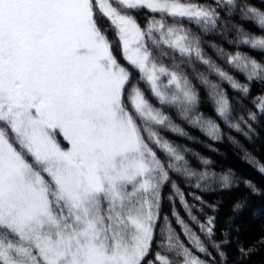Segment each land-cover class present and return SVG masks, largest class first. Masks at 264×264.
<instances>
[{"label":"trees","instance_id":"16d2710c","mask_svg":"<svg viewBox=\"0 0 264 264\" xmlns=\"http://www.w3.org/2000/svg\"><path fill=\"white\" fill-rule=\"evenodd\" d=\"M185 1L203 14L112 1L141 28L150 61L176 75L163 98L125 58L114 23L93 9L128 75L123 106L158 163L143 264H264V0ZM136 91L147 109L133 106ZM53 191L49 201L60 212ZM23 246L0 226V249L12 251V264L23 263Z\"/></svg>","mask_w":264,"mask_h":264},{"label":"snow or ice","instance_id":"6c2138e0","mask_svg":"<svg viewBox=\"0 0 264 264\" xmlns=\"http://www.w3.org/2000/svg\"><path fill=\"white\" fill-rule=\"evenodd\" d=\"M99 7V0H0V127L7 129L0 132V226L8 215L7 226L19 235L33 220L55 223L45 199L50 185L84 213L77 218L79 257L73 254L67 264H143L139 246L109 254L86 218L102 186L111 203L120 199L121 185L131 186L144 171L132 159L136 145L120 105L122 75L92 27ZM13 137L24 141L19 147L26 144L29 156L42 157L35 161L48 169H41L42 181L26 178L28 165ZM58 235L56 242L37 244L44 264H64L74 246Z\"/></svg>","mask_w":264,"mask_h":264},{"label":"rangeland","instance_id":"374dc122","mask_svg":"<svg viewBox=\"0 0 264 264\" xmlns=\"http://www.w3.org/2000/svg\"><path fill=\"white\" fill-rule=\"evenodd\" d=\"M127 7H145L154 11H162L175 16H199L203 14V9L197 4L190 1L183 0H118ZM101 10L118 29L121 49L124 52L126 59L132 62L139 68L143 76L148 81L150 87L159 97H164L165 91L172 86L176 75L169 72L165 67L158 66L149 60L147 51L144 48L143 33L138 24L128 15L121 13L111 5L109 0H99ZM92 27L99 42L104 46L108 62L111 66L116 68L117 73L122 75L124 83L121 85L122 93L123 87L128 80L127 73L120 67L115 56L113 55L109 42L106 36L99 30L93 21ZM163 83V86L160 83ZM122 97V95H121ZM134 107L141 111V106L146 107L145 101L136 91L132 98ZM120 105L123 113V119L126 121L128 132L131 136L132 143L136 145L135 156L132 158L133 162L141 164L144 171L133 181L131 186L121 185L119 188L120 199L112 200L111 195L101 187L100 194L93 197L87 204V219L94 222L96 227V243L102 245L103 248L112 254L118 251L121 254L129 253L133 248L139 246L143 252V257L146 254L151 235L153 222V207L152 201L146 197L145 193L151 191L149 176L153 175L158 163L155 160L153 153L142 143L139 134L130 118L128 112L122 105V98ZM147 109V107H146ZM4 127H0V132H3ZM54 139V137H53ZM24 144L23 140H18ZM13 144L16 142L12 139ZM59 147V145H57ZM25 144L24 148L26 149ZM18 154L26 165H28V172L26 178H38L43 180L40 176L41 169L47 171L43 163L37 164L36 160H42V157L37 153H32V158L25 156L22 147L19 148ZM124 159H127L125 157ZM55 179V177H53ZM147 185V186H145ZM150 186V187H149ZM50 185L46 187L45 199L49 201ZM55 191V192H54ZM53 203L57 206H63L59 209L55 208L53 211L49 201L51 212L54 215L55 223H50L46 219L33 220L23 227V234L16 233L15 227H8L11 222V215L6 217L4 227L10 229L20 242H24L22 249H17V261H22V264H44V261L37 251L38 242L48 239L56 242L62 234L65 237L72 238L73 247L70 253L66 256L64 264L72 259L75 254L79 257V244L75 243L80 224L77 223L78 217H83L82 210L76 209L75 206L69 205L63 198L58 189L54 188ZM138 193V194H137ZM144 195V198L142 196ZM51 197V195H50ZM134 222H139L141 227L138 229L134 226ZM0 262L12 264V251L7 249H0ZM17 264V263H16Z\"/></svg>","mask_w":264,"mask_h":264}]
</instances>
